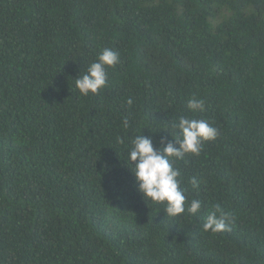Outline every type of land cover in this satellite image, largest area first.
<instances>
[{"label":"trees","instance_id":"trees-1","mask_svg":"<svg viewBox=\"0 0 264 264\" xmlns=\"http://www.w3.org/2000/svg\"><path fill=\"white\" fill-rule=\"evenodd\" d=\"M181 116L218 135L170 158L202 207L169 217L123 161ZM217 205L232 221L206 232ZM0 264H264V0H0Z\"/></svg>","mask_w":264,"mask_h":264},{"label":"clouds","instance_id":"clouds-1","mask_svg":"<svg viewBox=\"0 0 264 264\" xmlns=\"http://www.w3.org/2000/svg\"><path fill=\"white\" fill-rule=\"evenodd\" d=\"M120 61V54L111 48L105 47L99 53L97 59L90 63L87 71L75 79V87L82 96L89 93L96 94L107 84V68L113 67ZM129 105L132 100H128ZM188 108L193 112L205 111L203 99L192 98L188 102ZM123 126L128 127V120L123 121ZM179 133H170L172 139L161 137L160 147H155L150 136L136 135L127 151V159L124 164L134 175L137 191L142 194L144 200L153 203H164V212L169 217H178L181 214L197 215L202 207V201L192 199L185 206L186 189L181 187L178 177L179 169L175 168L170 158L182 159L185 154L198 155L204 141L214 140L218 135V129L209 121L198 118L181 116L171 124ZM178 145V146H177ZM191 187L199 189V183L195 178L191 180ZM232 216L218 205L209 211L203 224L204 231L219 233L228 230Z\"/></svg>","mask_w":264,"mask_h":264}]
</instances>
